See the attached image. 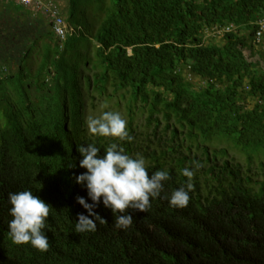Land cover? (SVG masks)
Here are the masks:
<instances>
[{"label": "trees", "instance_id": "16d2710c", "mask_svg": "<svg viewBox=\"0 0 264 264\" xmlns=\"http://www.w3.org/2000/svg\"><path fill=\"white\" fill-rule=\"evenodd\" d=\"M58 12L85 51L69 53L68 31L60 41L41 12L0 1V264H264V179L250 171L264 157V51L253 42L264 0H68ZM213 27L231 29L213 43L205 38ZM114 94L127 98L133 137L120 146L143 156L149 175L167 170L170 179L147 212H129L128 230L116 229L101 203L94 211L106 224L77 234L87 212L76 199L91 203L75 183L85 171L77 148L93 143L103 155L116 142L88 132L85 97ZM138 102L147 127L154 123L151 137L133 127ZM158 115L163 133L170 129L165 138ZM213 142L233 147L247 168L226 148L209 151ZM185 167L195 171L190 199L173 208L164 197L185 185ZM23 190L53 209L47 252L9 235L8 195Z\"/></svg>", "mask_w": 264, "mask_h": 264}, {"label": "clouds", "instance_id": "9594fccd", "mask_svg": "<svg viewBox=\"0 0 264 264\" xmlns=\"http://www.w3.org/2000/svg\"><path fill=\"white\" fill-rule=\"evenodd\" d=\"M87 129L92 136L114 138L116 142H109L103 155H99L101 149L93 143L77 148L82 157L79 167L85 171L76 176L75 183L86 189L91 203L77 197L76 203L87 215H78L75 233H94L97 222L106 224L94 211L101 203L115 217L114 227L128 230L133 225V216L129 212H147L151 208V201L161 198L164 185L170 179L169 173L158 170L149 175L143 156L137 154L133 157L125 153L119 142H131L133 137L129 135L126 120L118 112L105 111L98 118H89ZM199 167L198 162L193 163L194 169ZM182 175L187 178L185 185L164 197L170 207L178 209L188 205L195 171L185 167ZM8 204L11 217L8 232L13 243L30 245L37 251L47 252L50 243L45 230L48 228L47 218L53 211L51 206L30 190L9 193Z\"/></svg>", "mask_w": 264, "mask_h": 264}, {"label": "rangeland", "instance_id": "374dc122", "mask_svg": "<svg viewBox=\"0 0 264 264\" xmlns=\"http://www.w3.org/2000/svg\"><path fill=\"white\" fill-rule=\"evenodd\" d=\"M53 3L58 7L59 11H65L66 8L68 7V0H53ZM81 10L82 7L79 6L76 9L75 12V20L79 24L82 23L81 20ZM67 16L64 14L63 19H64V25L70 34L69 36V42L73 44L72 48L69 53H73L76 50L82 49V51H85L87 48V43L86 41L76 39L77 37H80L79 32L77 31L76 28L71 26L65 19ZM222 34H212V33H207L205 35V38L208 42H213V43H218L220 41ZM93 44V43H92ZM74 48V50H73ZM73 50V51H71ZM246 55H248L247 52H245ZM38 60L34 59V62L31 64V70L34 71L37 67ZM194 87L199 88L202 86V83L197 80L193 79L192 81ZM111 92V90H108V94ZM126 99H122L119 97V95L113 96V98L107 99L105 96L99 97L96 96V98L90 102L89 98L86 96L85 101H84V123L87 128V120L89 118H98L103 112L105 111H113V112H118L122 118H124L127 122L128 117H127V108H126ZM249 104H252L249 102ZM134 116V129L136 132H145L147 133L148 136L151 137L150 133L152 132L153 124L151 123L149 127H147V117H148V111L147 108L145 109L142 107V105L138 102L133 105V114ZM158 120H160L159 128L157 129L158 137L165 138L166 136L169 135L170 129L166 131V133H163L164 131V126H165V121L161 118V115L157 116ZM0 120V124H1ZM171 125V128L174 127L173 121L169 122ZM180 138H182V135H179ZM208 145V144H205ZM183 146H186V144H183ZM209 151L211 149H221V148H226L228 150V158L232 157L235 162L239 163L242 167L243 170L247 168V162L246 158L238 153L233 147L229 146L226 142H213L208 145ZM261 163H264V157L260 156L258 158H255L253 162L251 163L250 166V171H251V176L254 178V180H263L264 179V165Z\"/></svg>", "mask_w": 264, "mask_h": 264}, {"label": "built area", "instance_id": "2783aa9c", "mask_svg": "<svg viewBox=\"0 0 264 264\" xmlns=\"http://www.w3.org/2000/svg\"><path fill=\"white\" fill-rule=\"evenodd\" d=\"M2 1V0H0ZM20 6L30 9L34 12H41L50 18L52 22V30L54 35L60 40H64L66 36L67 29L64 25V20L60 17L56 5L51 0H14ZM255 32L253 37L254 45L264 51V16L258 19L255 24ZM231 27H226L223 29H218L213 27L207 33L212 34H222L230 31ZM206 33V34H207Z\"/></svg>", "mask_w": 264, "mask_h": 264}]
</instances>
